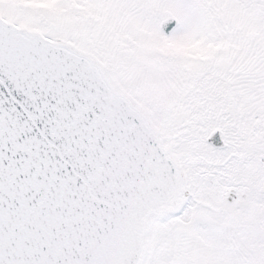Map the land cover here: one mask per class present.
<instances>
[{"label":"snow or ice","instance_id":"snow-or-ice-1","mask_svg":"<svg viewBox=\"0 0 264 264\" xmlns=\"http://www.w3.org/2000/svg\"><path fill=\"white\" fill-rule=\"evenodd\" d=\"M0 264H264V0H0Z\"/></svg>","mask_w":264,"mask_h":264}]
</instances>
